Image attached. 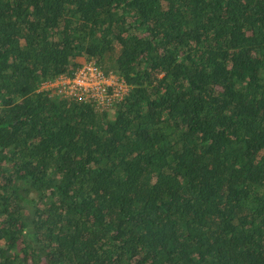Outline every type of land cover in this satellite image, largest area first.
<instances>
[{
    "label": "trees",
    "instance_id": "obj_1",
    "mask_svg": "<svg viewBox=\"0 0 264 264\" xmlns=\"http://www.w3.org/2000/svg\"><path fill=\"white\" fill-rule=\"evenodd\" d=\"M0 264H264V0H0Z\"/></svg>",
    "mask_w": 264,
    "mask_h": 264
},
{
    "label": "built area",
    "instance_id": "obj_2",
    "mask_svg": "<svg viewBox=\"0 0 264 264\" xmlns=\"http://www.w3.org/2000/svg\"><path fill=\"white\" fill-rule=\"evenodd\" d=\"M128 90L121 78L104 74L92 60L84 61L71 76L61 75L39 87V91L50 96L90 105L98 112L112 109Z\"/></svg>",
    "mask_w": 264,
    "mask_h": 264
}]
</instances>
